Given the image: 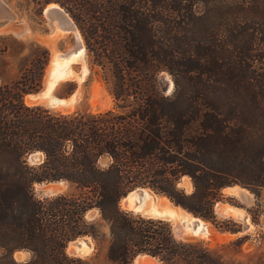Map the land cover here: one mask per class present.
Segmentation results:
<instances>
[{
  "label": "trees",
  "instance_id": "16d2710c",
  "mask_svg": "<svg viewBox=\"0 0 264 264\" xmlns=\"http://www.w3.org/2000/svg\"><path fill=\"white\" fill-rule=\"evenodd\" d=\"M44 1L77 21L115 104L72 112L28 104L49 60L42 46L37 70L0 84V264H93L67 252L72 239L98 233L86 220L92 209L109 224L114 262L148 254L205 264L211 249L121 199L148 186L221 227L215 207L226 187L264 188V0ZM35 151L44 160L31 164ZM61 179L73 191L36 195V183ZM17 250L32 256L18 261Z\"/></svg>",
  "mask_w": 264,
  "mask_h": 264
},
{
  "label": "rangeland",
  "instance_id": "374dc122",
  "mask_svg": "<svg viewBox=\"0 0 264 264\" xmlns=\"http://www.w3.org/2000/svg\"><path fill=\"white\" fill-rule=\"evenodd\" d=\"M3 2L14 14L13 23L17 25L16 29L24 30L23 28L25 26L23 23H28L30 30L24 31L21 35H17L13 31L15 29L11 30L9 28L6 30L8 28L6 25L10 22V19L4 18L0 20V84L2 82L17 80L27 69L37 70L36 64L39 60L38 46H42L49 50V60L44 69L41 86L35 92L42 91L46 88V85L48 86L47 78L53 69V76L56 79L51 87L50 95L57 97L75 95L74 107L71 112L77 110L103 111L114 106L115 102L108 83L103 76L101 67L93 63L92 56L79 24L64 7V10L75 21L80 33V42L86 47L85 62L87 63L89 73L82 81H79L77 79L78 77L71 76V68L75 72L80 73L83 67V61L80 59H70L69 56L64 54L58 56L76 47L79 39L73 32L65 36L57 37L56 39L54 38L51 24L45 14V9L53 2L46 3L44 0H3ZM61 65L64 67L62 68ZM164 79L168 85V93H171L174 82L169 74H165ZM28 94L25 96V100ZM99 99L105 101L106 104L100 107L98 103ZM42 105L52 109L56 108V110L59 109V107H50L46 104ZM28 160L31 164L35 163L30 156ZM107 162V157L101 159L102 164ZM52 184L54 183H36L34 188L36 195L43 199L59 193L73 191L69 183L62 191L51 193L49 186ZM236 185L243 188L240 190L241 193L226 191L231 186L223 190L224 198L215 207L217 219L222 222L220 223L221 227L207 220L209 223H206L209 224L208 228L210 230L208 237H184L178 232L180 230L177 227L178 220L176 218L170 220L178 239L196 241L200 245L212 250L213 258L205 264H264V188L253 191L248 187H243L239 184ZM143 187L150 190L148 186ZM180 187L187 192H191L193 190L191 179L184 177L180 182ZM153 192L151 191L153 196H157V201L159 198H164L163 196H165V194L157 192L156 190ZM138 196L139 198L143 197V193L137 191ZM148 202L144 206H147ZM121 205L125 208L122 202ZM226 207L238 209L240 215L237 216L232 211H229V214H223V210ZM245 217H247L246 220L249 222L248 228H246ZM86 220L88 222H94L98 230V233L95 235H81L85 236L86 240L90 242L91 247L89 252L85 255L75 254L70 249L73 244L70 241L67 246L68 254L83 258L88 257L93 261V264H122L114 262L108 257V248L111 240L110 227L108 222L101 218L99 210H90L86 215ZM236 229L238 230L236 231ZM1 253L2 251L0 250V256ZM23 255L24 257L22 259L15 258L18 261H26L31 258L32 253L24 250ZM218 256H222V263L218 262ZM137 258L130 264H141L145 257ZM149 264L163 263L155 257Z\"/></svg>",
  "mask_w": 264,
  "mask_h": 264
},
{
  "label": "bare ground",
  "instance_id": "6f19581e",
  "mask_svg": "<svg viewBox=\"0 0 264 264\" xmlns=\"http://www.w3.org/2000/svg\"><path fill=\"white\" fill-rule=\"evenodd\" d=\"M52 7H58V4H55V3L49 4L47 6V8L45 9V13L47 12V10L49 8H52ZM51 17H52L51 19H49V18L48 19H49V22L51 24V27H52V30H53V36H54L55 39L57 37L65 36L66 34H68L70 32H73L74 34H76L78 39H79L78 45H76V47L71 49V51L69 53L68 52L67 53H61L58 56L64 54V55L69 56L70 59H75V60L76 59H80V60L83 61V65H82L83 67H82V70H81L80 73L75 72L74 69L71 68V76L72 77H78L77 79L79 81H82L88 75L89 69H88L87 63L85 62L86 49H85L84 44L80 42V33H79L77 28L72 26L71 19L65 13L63 14L61 12H53L51 14ZM23 24L25 26L23 29L25 31H29L30 27H29L28 23H23ZM6 27H8L7 29L11 28V30H13V29H15L16 31L18 30V29H16L17 25H15V23H13V19H10V22L7 23ZM20 30L21 29H19L18 31H20ZM21 33H23V32H21ZM56 53L58 54V52H56ZM61 67L63 68L64 66L61 65ZM55 79H56V77L53 76V69H52L50 75H48V82H47L48 86L46 85V87H47L46 88V93L47 94H50L51 87H52ZM26 102L28 104H32L29 101L28 96L26 97ZM105 104H106V102L104 101V105ZM67 112H71V110L67 111ZM231 187H233V188H231ZM231 187L230 188L227 187L229 189H227L226 191H231V192H234V193H241L240 190L243 189L242 187H240L238 185L231 186ZM163 197L164 198H159L158 197L159 200L157 201L155 199L156 196H153L151 191L148 190V189L144 190L143 197H140V198H139V196L137 197V192H135V191L129 193L130 204H132V205L135 204V205L139 206L140 208H143V207H146L144 205H146L147 201H149L147 206H150L151 209H153L154 212L161 213V214H164V215H169V216H171V218H176L178 220L177 227H179V228H183L182 227V222L183 221H188L189 222V221L194 220L193 216H191L182 207L177 206L174 203H172L170 201V199L166 195L163 196ZM122 204H123L124 207L126 206V199L122 200ZM229 211H232L234 214H237V216L240 215V211L238 209H231V208H228V207L224 208L223 214L224 213L225 214H229ZM244 219H245V222H246L247 221L246 220L247 217H245ZM208 225L209 224H207L205 221L200 220L198 222V224H197V231L198 232L202 231L203 232L202 236L208 237V235L210 234V230L208 228ZM90 247H91L90 245H88L87 243L83 242L82 247L80 249L81 250L80 255L87 254L89 252ZM70 249L73 250V244L71 245ZM22 253L24 254V251H22ZM18 256H19V252H16L15 257L17 259H19ZM139 257H145V258H143V261H142L141 264H149V263H151L152 259H155V257H153L151 255H147V254L140 255Z\"/></svg>",
  "mask_w": 264,
  "mask_h": 264
},
{
  "label": "water",
  "instance_id": "95a60500",
  "mask_svg": "<svg viewBox=\"0 0 264 264\" xmlns=\"http://www.w3.org/2000/svg\"><path fill=\"white\" fill-rule=\"evenodd\" d=\"M53 3H55V2H53ZM55 4H57V3H55ZM53 12H61L63 14L65 13L71 19L72 26L75 27V28H77V25H76L75 21L70 17V15L64 10V8L61 5L58 4V7L49 8L45 14H46V16L49 19H51L52 18L51 17V14ZM4 18L14 19V14L10 11V9L3 2V0H0V20H2ZM6 30H8V29L6 28ZM13 31L17 35H21L22 34L21 32H24L25 30H20V31L13 30ZM85 49H86V47H85ZM70 51L71 50H69L68 53ZM47 82H48V78H47ZM46 88L43 89L42 91H39V92L29 93L28 94L29 101L32 104H41L42 103V104H46V105H48L50 107H59V109L61 111H65V112L70 111V110L73 109L75 95H71L69 97H57V96H54V95L47 94L46 93ZM98 102H99V106L100 107H102L104 105V101L102 99H99ZM30 157L33 159V161L35 163H41L44 160V154L41 151H35V152L31 153L30 154ZM49 183H54L51 186H49V190L51 191V193H57V192L62 191L64 189V187L67 184H69V181L68 180H65V179H61V180L49 181ZM228 187H230V186H228ZM145 189L146 188L143 187V186H138V187L132 189L131 191H129L121 199V202H122L123 199H126V206H125V208H127L128 210H131V211H136L138 213H141L144 216L159 217V218L167 219V220L170 221L172 219L171 216L164 215V214H161V213H156V212L153 211V209H151L150 206H146V207L140 208L139 206H137L135 204H133V205L130 204V201H129V199H130L129 198V193L134 192V191L135 192L141 191L142 193H144V190ZM149 189L152 192L154 191V189H152L151 187ZM155 199H157V196H156ZM170 201L172 203H174L175 205L182 207L181 205H178L175 202H173L171 199H170ZM219 202H217V204H219ZM182 208L185 211H187L191 216H193L194 217V220L189 221V222L188 221H183L182 222V227L183 228H180V230L178 231L179 234L182 235V236H184V237H197V236H202L203 235V232L202 231H200V232L197 231V224H198V222L200 220H203V221H205L207 223H209V222L207 220L203 219L202 217L194 214L193 212L187 210L186 208H184V207H182ZM248 227H249V223L246 221V228H248ZM71 242L73 243V250L72 251L75 254H80L81 253V250L80 249L82 247L83 242H85L88 245H90V242L86 240V237L85 236H77L76 238L72 239ZM22 251H24V250H17V251H15L14 252V256H15L16 252H19V256L18 257L20 259H22L24 257ZM140 255H143V254H140ZM140 255H138L137 257H139Z\"/></svg>",
  "mask_w": 264,
  "mask_h": 264
},
{
  "label": "crops",
  "instance_id": "0c3cea01",
  "mask_svg": "<svg viewBox=\"0 0 264 264\" xmlns=\"http://www.w3.org/2000/svg\"><path fill=\"white\" fill-rule=\"evenodd\" d=\"M91 243H92V241H91Z\"/></svg>",
  "mask_w": 264,
  "mask_h": 264
}]
</instances>
